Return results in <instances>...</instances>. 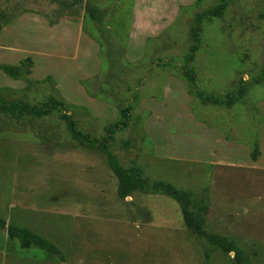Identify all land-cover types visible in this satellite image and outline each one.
<instances>
[{"label":"rangeland","instance_id":"1","mask_svg":"<svg viewBox=\"0 0 264 264\" xmlns=\"http://www.w3.org/2000/svg\"><path fill=\"white\" fill-rule=\"evenodd\" d=\"M217 3L0 0V64L33 59L22 78L0 69V95L62 100L98 138L131 106L130 125L109 149L123 165L192 192L208 206L205 229L264 264V0H230L223 16L205 19L187 61L196 15ZM185 68L207 94L224 97L241 80L248 93L231 107L204 104L189 93ZM118 185L104 154L80 146L57 113L0 112V217L60 250L22 248L0 230V264H236L221 250L207 258L176 200L141 192L123 200Z\"/></svg>","mask_w":264,"mask_h":264},{"label":"trees","instance_id":"2","mask_svg":"<svg viewBox=\"0 0 264 264\" xmlns=\"http://www.w3.org/2000/svg\"><path fill=\"white\" fill-rule=\"evenodd\" d=\"M229 1L219 0V3L215 6L199 12L196 15L191 26L192 44L189 53L186 55L187 61H193L201 47L204 20L211 17L223 16L229 5ZM87 12L93 20H102L97 6L88 3ZM32 66L33 59L29 56L23 59L18 65L0 64V69L9 76L18 79L30 73ZM184 76L189 83V93L200 99L204 104L231 107L236 103L242 102L248 93V85L241 80L237 90L227 93L224 97H217L213 94H207L195 86L196 73L193 69L185 68ZM130 110L131 106L123 108L121 110L122 118L110 123L106 127V135L98 138L91 136L79 127L78 121L73 114L68 113V107L62 100L49 98L38 104H30L23 99L8 100L0 95V112L9 114L17 120L23 117L42 118L57 113L59 118L66 123L72 137L78 141L80 146L89 149H98L104 154L110 168L118 178V195L121 199L125 200L135 192H141L147 194H163L176 200L180 205L186 227L203 243L207 258L210 257L212 252L221 250L226 254L234 253L233 259L236 264H253L246 252L233 240L205 229L208 206L198 200L192 192L180 189L165 180L151 179L146 175L144 169L136 164L131 166L123 165L121 160L109 149L110 144L115 140L116 132L130 125ZM259 155L260 147L256 141L251 153L252 159L257 161ZM0 230L7 231L10 239H18L22 248H29L32 245H36L50 253L60 254V250L46 238L28 228L8 224L1 217ZM61 259H63V256H61Z\"/></svg>","mask_w":264,"mask_h":264}]
</instances>
